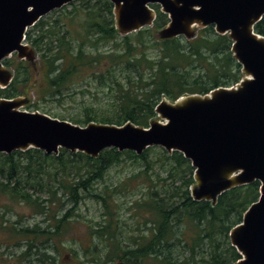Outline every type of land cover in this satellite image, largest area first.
Returning <instances> with one entry per match:
<instances>
[{"label":"trees","instance_id":"1","mask_svg":"<svg viewBox=\"0 0 264 264\" xmlns=\"http://www.w3.org/2000/svg\"><path fill=\"white\" fill-rule=\"evenodd\" d=\"M152 7L157 14L153 26L126 36L116 28L110 0L75 1L55 10L53 14L60 13L56 17H43L26 33V43L35 49L38 61L5 60L6 67L14 68V78L7 88L0 87V99L38 91L31 80L34 73L45 78L39 90L43 99L52 92L63 94L78 83H96L108 91V106H88L84 113L68 116L70 122L85 127L91 122L121 126L130 121L148 128L163 98L175 102L186 95H206L240 83L244 74L234 58L229 34H217L215 26H209L198 29L193 39H161L159 32L170 20L160 6ZM255 32L264 36V18L255 25ZM56 118L66 120L62 115ZM124 162L135 166L129 181L141 179V185L147 187L144 198L134 203L144 229L139 228V235H133L129 243L118 237L116 203L120 187L127 188L128 183L113 189L96 188L112 168ZM161 170L168 173V178L161 176ZM194 172L182 153L170 154L161 147L148 148L142 155L110 148L97 158L65 149L59 155L33 148L1 153V196L35 206L48 224L24 227L22 221L2 219L0 227L14 245L25 242L26 250L20 255L24 261H31V255H35L42 264H63L48 255V249L61 256L65 248L58 247L57 242L63 241L75 216L73 211L84 199L92 198L103 205L108 224L91 233L109 242V259L127 264H234L242 256L232 246L230 233L260 198L261 183L233 188L216 204L197 202L190 190ZM167 179H172L170 185ZM31 189L48 198L36 196ZM62 197L66 202L60 203ZM66 205L73 208L63 212ZM91 263L102 264L100 258ZM77 264L86 263L78 260Z\"/></svg>","mask_w":264,"mask_h":264},{"label":"water","instance_id":"2","mask_svg":"<svg viewBox=\"0 0 264 264\" xmlns=\"http://www.w3.org/2000/svg\"><path fill=\"white\" fill-rule=\"evenodd\" d=\"M80 0H0V87L7 88L14 74L4 60L16 53L19 60L36 59L25 43L26 33L43 17ZM116 28L123 36L152 27L159 5L169 17L161 39H193L197 28L215 26L229 34L235 60L244 74L239 84L220 87L209 94H191L172 102L163 98L155 109L160 120L148 128L132 122L118 126L91 122L87 126L22 111L27 100L0 99V154L31 148L48 155L61 149L97 158L104 150L132 151L148 148L175 151L190 160L194 201L216 204L233 188L261 183L260 198L230 233L242 258L234 264H264V36L255 25L264 18V0H110ZM117 264H127L120 261Z\"/></svg>","mask_w":264,"mask_h":264},{"label":"rangeland","instance_id":"3","mask_svg":"<svg viewBox=\"0 0 264 264\" xmlns=\"http://www.w3.org/2000/svg\"><path fill=\"white\" fill-rule=\"evenodd\" d=\"M53 13L54 11L45 16V18L49 16L56 17L60 14L59 12ZM31 28L32 27L29 29ZM198 29L201 28H197L196 30ZM6 60L18 61L19 58L17 54L14 53ZM35 61H38L37 54L35 60L27 62ZM6 68L14 74L13 67ZM44 79L43 76L34 73L31 80L32 83L36 84L35 86L38 87V91H31L30 95L21 97L27 100V103L21 108L22 111L31 113L40 112L53 118H56L57 115H62L65 117V121H69L68 116L84 113L85 108L88 106L99 108L108 106L110 96L108 91H104L98 87L96 83H78L70 90L63 91V94H52V92V95L50 94L43 99L39 90L44 86ZM154 120L160 119L157 116L152 121ZM134 172L135 166H133L131 162H124L121 166L112 168L107 173L105 180L96 185V188L101 190L106 186H110L113 189L118 185L121 186L126 182L128 183L127 188L122 185L120 187L121 192L116 194V203L119 204L117 213L120 221L118 237L125 243H129L133 235H139V228L144 229V227L139 224L140 218L134 209V203L144 198L147 187L141 185V179L135 182L129 181V178ZM161 173L162 177L168 178V173L166 171L161 170ZM171 182L172 179H167L168 185H170ZM31 192L36 196H41L43 199L48 198L47 194H41L39 190L31 189ZM64 202H66V198L62 197L60 203ZM53 207V211H55L58 204L53 205ZM71 207L72 206L66 205L63 212H66ZM73 213L75 216L71 218V222L65 230L63 241L57 242L58 247L65 248L61 250V256H59V252L54 249H48L47 254L55 256L57 258L56 261L59 262L61 260L63 264H77L78 260H82L86 264H92V260L96 258H100L102 264H117L120 262L119 259H109L107 256L109 252L107 245L109 242L91 233L92 229L99 230L108 224V217L104 215L105 209L103 205L97 203L92 198H86L76 207ZM2 219L9 220V222L22 221L21 223L24 227H33L36 224L41 227H46L48 224L45 223V216L37 213L35 206L18 204L0 194V226ZM1 228L2 227H0V264H5V261H14L17 264H42L36 260L35 255H31V261H29L31 263L20 258L21 253L26 250V248H24L25 242L23 241L22 244H19L20 246L14 245L15 243L11 241L8 232L3 231ZM42 252L45 251L42 249Z\"/></svg>","mask_w":264,"mask_h":264}]
</instances>
